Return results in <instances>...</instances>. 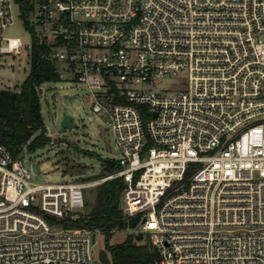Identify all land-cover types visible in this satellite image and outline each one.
Here are the masks:
<instances>
[{
  "label": "built area",
  "instance_id": "2783aa9c",
  "mask_svg": "<svg viewBox=\"0 0 264 264\" xmlns=\"http://www.w3.org/2000/svg\"><path fill=\"white\" fill-rule=\"evenodd\" d=\"M15 1L0 0V54L31 57L4 34ZM29 3L59 79L109 117L120 166L104 179L123 178L154 264H264V0ZM36 174L0 141V264H103L99 227L77 223L98 181Z\"/></svg>",
  "mask_w": 264,
  "mask_h": 264
},
{
  "label": "rangeland",
  "instance_id": "374dc122",
  "mask_svg": "<svg viewBox=\"0 0 264 264\" xmlns=\"http://www.w3.org/2000/svg\"><path fill=\"white\" fill-rule=\"evenodd\" d=\"M12 14L13 22L5 28V36H19L24 43H31L33 33L24 22L23 9L18 1L13 3ZM32 21L31 16V24ZM35 28L39 29V26L36 24ZM30 68L31 57L28 45L19 54H0V89L19 90ZM175 80L166 77L165 86L172 87ZM38 90L45 123L44 133L48 136V143L33 152L26 150L21 156L28 163H33L37 171L35 178L38 180L98 181L85 188L87 202L82 213L87 217L95 201L98 183L104 181L105 176L114 173L112 171L101 176L104 159L120 157L109 117L105 113L91 109L87 88L75 80L62 78L44 81ZM66 94L73 95V98L70 99ZM64 111L74 115L72 124L68 127L61 122ZM111 178L113 177L107 179ZM83 217L78 219L82 221L80 224L86 223V217ZM134 218L138 217L127 216L128 221ZM137 227L139 220L135 226L128 224L127 227L116 229L109 235L101 228L93 231L97 234L95 254L106 245L107 237L110 244H116L123 241L129 233H141L135 230ZM109 254L111 255L110 251Z\"/></svg>",
  "mask_w": 264,
  "mask_h": 264
},
{
  "label": "trees",
  "instance_id": "16d2710c",
  "mask_svg": "<svg viewBox=\"0 0 264 264\" xmlns=\"http://www.w3.org/2000/svg\"><path fill=\"white\" fill-rule=\"evenodd\" d=\"M23 9V18L28 14L29 0H17ZM51 45L44 37L33 34L31 68L19 90L0 89V141L12 151L14 157L26 150L33 152L48 143L44 133L45 123L41 109L38 86L44 81L57 80L59 74ZM120 166L115 159L105 158L101 176L115 171ZM86 178V177H83ZM124 181L116 176L105 179L96 187L95 201L91 205L89 226L99 227L108 235L128 224L135 226L138 218L127 220L122 207ZM82 221H78L80 224ZM105 247L111 252L114 264H154L159 252L150 239L143 241V233H129L116 244H110L107 237Z\"/></svg>",
  "mask_w": 264,
  "mask_h": 264
},
{
  "label": "water",
  "instance_id": "95a60500",
  "mask_svg": "<svg viewBox=\"0 0 264 264\" xmlns=\"http://www.w3.org/2000/svg\"><path fill=\"white\" fill-rule=\"evenodd\" d=\"M67 97L72 99L73 95L66 94ZM74 119V115L68 113L67 111L63 112L62 124L65 126H70L72 124V120ZM99 258L103 264H112V259L109 255V250L104 246L99 249Z\"/></svg>",
  "mask_w": 264,
  "mask_h": 264
}]
</instances>
